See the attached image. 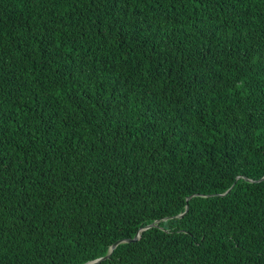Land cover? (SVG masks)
<instances>
[{"label":"trees","instance_id":"trees-1","mask_svg":"<svg viewBox=\"0 0 264 264\" xmlns=\"http://www.w3.org/2000/svg\"><path fill=\"white\" fill-rule=\"evenodd\" d=\"M109 252L264 264V0H0V264Z\"/></svg>","mask_w":264,"mask_h":264},{"label":"water","instance_id":"water-1","mask_svg":"<svg viewBox=\"0 0 264 264\" xmlns=\"http://www.w3.org/2000/svg\"><path fill=\"white\" fill-rule=\"evenodd\" d=\"M246 180H248V181H252L251 179H248V178H246ZM195 195H196V194H195ZM192 196H194V195H190V196H188V199L191 198ZM186 208H187V207H186ZM183 214H184V213L180 214L179 216H182ZM153 225H154V223H151V224L147 225L146 227H144L143 229L149 228V227H151V226H153ZM143 229H140V230L134 235V237H132V238L120 239V240H117L116 242H114V243L112 244L111 248H110V252H111L112 249H114V248H115L118 244H120V243H123V242H131V241H135V240H137V239L140 237V232H141ZM110 252L107 253V254H106L105 256H103V257H99V258H97V259H94V260H92V261L86 262V263H84V264H94V263L100 262V261L106 259L107 257H109Z\"/></svg>","mask_w":264,"mask_h":264}]
</instances>
